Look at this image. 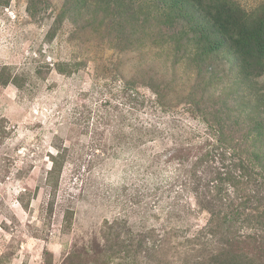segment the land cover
Instances as JSON below:
<instances>
[{
    "label": "rangeland",
    "instance_id": "rangeland-1",
    "mask_svg": "<svg viewBox=\"0 0 264 264\" xmlns=\"http://www.w3.org/2000/svg\"><path fill=\"white\" fill-rule=\"evenodd\" d=\"M64 1L0 0V264H264L258 214L208 234L198 184L243 153L195 152L210 148L225 96L253 104L250 82L235 89L223 54L200 66L183 47L176 57L161 23L119 44L109 21L93 31L63 16ZM251 86L264 98V76ZM255 181L239 193L264 198Z\"/></svg>",
    "mask_w": 264,
    "mask_h": 264
},
{
    "label": "trees",
    "instance_id": "trees-1",
    "mask_svg": "<svg viewBox=\"0 0 264 264\" xmlns=\"http://www.w3.org/2000/svg\"><path fill=\"white\" fill-rule=\"evenodd\" d=\"M60 9L63 16L82 20V29L95 31L98 24L109 21L105 24L109 30L107 37L113 36L119 44L126 45L132 34L145 31L149 21L157 24L159 29L160 23L168 29L162 38L165 43H174L171 47L176 57L182 47L198 66L220 54L226 56L228 81L233 80L235 89L250 82L242 93H251L255 97L253 104H248L241 101L239 94L234 98L230 94L225 96L216 109L218 114L214 121L217 129L207 128L205 142L212 136L210 148L195 149V152L202 153L205 161L214 153L231 158L240 151L244 155L232 169L222 166L225 172H218L215 178L198 183L208 193L204 202L207 208L204 209L212 217V222H216L209 226L212 229L208 234L227 235L231 232V223L238 222L246 211L258 214V224L264 227V198L257 200L239 193L242 187L256 183L255 178H261L260 186L264 184V149L255 150L258 146L264 148V98L259 97L255 87L251 86L264 76V6L249 12L233 0H65ZM122 37H126L123 43ZM155 38L153 43L157 44ZM213 72L208 73L212 79L222 77L220 72L214 69ZM200 75L197 72V76ZM134 89L125 85L122 92L134 99ZM156 94L160 92L156 91ZM232 99L235 102L232 114L223 118L226 115L224 105ZM229 117L232 122L228 121ZM250 148L254 150L249 151ZM209 191H216V199L209 198ZM245 220L248 219L243 222ZM238 256L235 254L232 259Z\"/></svg>",
    "mask_w": 264,
    "mask_h": 264
}]
</instances>
